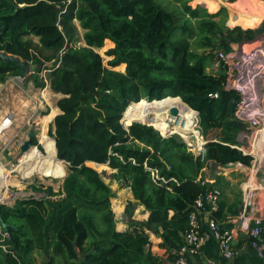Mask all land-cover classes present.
<instances>
[{
    "label": "trees",
    "instance_id": "obj_1",
    "mask_svg": "<svg viewBox=\"0 0 264 264\" xmlns=\"http://www.w3.org/2000/svg\"><path fill=\"white\" fill-rule=\"evenodd\" d=\"M190 1L0 0V52L34 65L22 80L24 86H47L62 95L57 102L61 114L49 130L54 141H42L44 153L34 148L35 152L45 163L53 148L58 160L68 165L59 191L32 184L28 188L42 197L1 206L3 221L14 228L5 239L0 234V264H34L35 251L47 255L43 264L174 263L195 199L219 189L220 181L203 186L196 182L203 163L176 135L161 137L152 126L123 123L151 122L166 136L173 131L165 123L194 126V110L206 141L205 159L249 165L250 158L231 147L243 126L233 118L236 94L224 88L225 68L216 73L207 68L214 50L228 53L230 43L249 41L254 35L216 21L224 11L210 14L220 8L217 4L199 2L206 10L192 8ZM39 61L44 66H38ZM19 74L17 66L0 60V85ZM214 93L218 97L210 98ZM166 97L188 114H163L161 122L137 114L121 122L130 104L150 105ZM88 163L106 166L121 186L129 183L133 200L124 208L127 230L116 228L114 192L104 172ZM58 170L55 162L46 168ZM136 205L146 219H133ZM221 212L222 203L213 215L222 216ZM149 235L160 239L162 256L150 251ZM245 239L248 252L239 254V241L230 264H264Z\"/></svg>",
    "mask_w": 264,
    "mask_h": 264
},
{
    "label": "built area",
    "instance_id": "obj_2",
    "mask_svg": "<svg viewBox=\"0 0 264 264\" xmlns=\"http://www.w3.org/2000/svg\"><path fill=\"white\" fill-rule=\"evenodd\" d=\"M248 46L243 44L237 51L228 53L220 49L214 50L213 60L207 68L212 73L225 68L224 88L236 94L233 118L243 126L236 133L235 143L231 147L250 158L248 166L229 163L221 167L223 173L232 167L245 171L241 182V204L245 213L231 220L234 226L230 229H224L213 217L208 219V227L217 242L219 254L226 261H231L235 256L233 240L241 233L249 239L251 249L264 262V23L262 35ZM45 72L43 70L40 73L41 77ZM217 97V93L210 95V98ZM198 122H194L193 130L185 134L186 138L178 136L188 152L203 163L196 179L203 186L212 183L208 178L211 163L205 159L206 141L200 133ZM10 126L11 121L3 130ZM159 134L165 136L160 132ZM23 142H17V150H20ZM219 200L220 191L217 188L207 190L195 199L188 215V230L182 236V245L175 251L173 264H192L190 257L200 254L206 238L202 233L199 213L205 212L206 208L217 211ZM238 219H242V223L237 229L235 224ZM2 236L4 239L8 237L7 234ZM2 248L7 249L6 246Z\"/></svg>",
    "mask_w": 264,
    "mask_h": 264
},
{
    "label": "crops",
    "instance_id": "obj_3",
    "mask_svg": "<svg viewBox=\"0 0 264 264\" xmlns=\"http://www.w3.org/2000/svg\"><path fill=\"white\" fill-rule=\"evenodd\" d=\"M237 1H239V0H235L234 2H231L229 4H235V2H237ZM203 2H205L206 5H210L211 2L216 3L217 5L221 6V8H223L225 6L226 7V16H227L226 21L228 23V26L232 27L231 29L238 27L242 30L245 29L244 31H246V30L251 31L252 29L256 28V26H258L255 24H258V21L261 18V15L254 14L253 10H255L259 13H262V14L264 13V0H256L257 9L253 8L252 11H244L248 15L242 14L236 8H232V7L228 8V5L226 3H221L219 0H207V1H203ZM254 3H255V1H254ZM202 7H203V5H202ZM245 7H246V5H244V9H245ZM213 14H215V13H213ZM261 20L264 21V19H261ZM263 23H262V25H263ZM246 25L250 26L251 28H242L243 26H246ZM81 34H82V31H81ZM256 39L257 38H253L249 41H243L241 43H242V45L244 44L245 46H248L253 41H255ZM33 40L37 41V38H34ZM49 64H51V63H48L47 65H49ZM47 65H46V67H47ZM40 77H41V75H40ZM11 78H14V77H9L7 80L9 81V79H11ZM7 80L5 82H7ZM29 84H31V86H32V90L27 88L29 95L26 94L27 92L22 93V95H26L28 97V99H30V101H31L30 107H25V109H22L25 111L28 110V112L26 113V120H27L26 126L33 127V124H36V123H38L39 125L41 124L40 127H41L42 131H41V135L39 137V142L42 144H43V142L50 144V142H52L53 139H51L50 137H47L46 134L50 135V132L48 130L49 126H52V122H53V119L55 118V116L61 114V111L57 107V102L62 97V95L61 94H55V93L51 92L47 86H45L44 88H40V87L35 86L33 83H29ZM2 88H3V90L7 91L11 88V86L9 84H6V85L2 86ZM26 101H27V99L24 100L23 103L26 104ZM132 104H135V103H132ZM132 104H130V105H132ZM177 104H178V102H177ZM15 109H16V107L14 109H10V110L5 111L6 113H8L10 115V118H11L10 121L11 122H15V120L17 119L16 118L17 114L15 115L12 112ZM10 112H11V114H10ZM8 114L6 116H8ZM38 115H42L41 116L42 118H39ZM4 118H2V116H1L0 121H2V119H4ZM29 123H31L32 126H30ZM164 125L166 127L167 125L169 126L170 124L165 123ZM186 126H188V125H186ZM190 127H191L190 129H192V126H190ZM11 129L6 131L5 134L10 133ZM30 130H27L28 133ZM19 134L23 135V133H19ZM19 134L17 135V133H16V135L13 134V136H9V139L7 141L4 140L6 142L4 144V146H7V145L11 146V149L13 146L14 147L13 150L15 151V147L17 146V142L20 140L25 141V139H20L21 137L19 136ZM3 139H1V141ZM36 142H37V140H36ZM19 152H20V150L16 149V151L14 153L16 155ZM55 152L56 151L53 148L48 149V152L46 153V157H45L46 165H48L51 162H55L57 160L55 158ZM10 161L11 162H9L8 160H6L4 157H2L0 155V164L3 165V167H5V169L1 172L2 173L6 172V174L3 173V176H4V189H5V192L7 193V195L2 199L3 201H7L11 196L9 193V189H8L9 186H14V185L18 184V181L16 180V178L12 176V174H14V173L18 174L21 179H29L34 175H39V176H42L45 178H53V179H60L63 177V174L59 170H58V172L53 173V172H48L46 170L42 171V170L36 168L31 163V160L25 154L22 156V159L20 160V162L16 166H13L12 160H10ZM91 164H94V163H88V165H91ZM94 165L102 167L103 170H105V169L108 170V168L106 166H101V165H97V164H94ZM103 172H107V171H103ZM229 174H231V172H229L227 174H222L221 176H218V178H217V180L219 179V181H220V183L218 185V188H219L218 190L220 191V200H219L218 210L217 211H210L209 208H206L205 212L199 213L200 220H201L202 233L205 236L206 240H205L203 247L201 248L200 254L197 257H195L196 262L198 264H230L229 261H226L225 259H223L221 257V255L219 254L217 242L213 238V236L211 235V232L209 231V227H208V219L210 217L215 218L222 225H226V226L231 225V227H232L234 225H232L231 220L233 218H235L237 215H240V214H238L237 209L240 207L241 199H242V197H241V182H240V193H237V191H235L234 193L233 192L231 193L230 191L227 192L224 189H222L224 184H230L229 182L234 181V179H232L230 177L231 175H229ZM39 182L40 181H38L37 183L42 184L45 187L50 186V185L46 186V185H44V183H39ZM32 184L33 183H28V184H26L27 186H23L22 188L24 190H27V189H29L28 187ZM29 191L34 193L31 189H29ZM0 198H1V196H0ZM18 199H20V198H18ZM132 200L133 199H132V195H131V192L129 189V183H126V185L121 186L120 183L118 182V184L116 185L114 197L111 199V208H112V210L115 214V218L117 220L116 228L118 231H125L128 229V224H127L128 220L123 218L124 217L123 213H124V208H125L126 203L128 201H132ZM14 203H13V205H14ZM112 203L115 205L112 206ZM221 203H222V212H221L222 216L216 217L213 215V213H217L219 211ZM4 205L7 207L13 206V205L11 206V205H6V204H4ZM146 217H147V214L143 213V208L141 206L136 205L134 207V211H133V219L138 221V219H146ZM149 238H150V243H151L150 247H149L150 251L157 256H162L164 254V250H162L161 248L158 247V244L160 243V239L156 238L153 235H149ZM239 241H243L242 242L243 249L246 248L245 247V241H246L245 235L241 234V233H239L236 236V238L233 240V245H232L233 248ZM32 259L34 261L33 262L34 264H43L44 261L47 260V255L45 253L35 251L32 255Z\"/></svg>",
    "mask_w": 264,
    "mask_h": 264
},
{
    "label": "rangeland",
    "instance_id": "obj_4",
    "mask_svg": "<svg viewBox=\"0 0 264 264\" xmlns=\"http://www.w3.org/2000/svg\"><path fill=\"white\" fill-rule=\"evenodd\" d=\"M162 1H165V0H162ZM203 1H207V0H191L189 2V5L192 8H195L196 6H202V4L199 2H203ZM254 1H255V3H254ZM212 4H216V3L211 2L210 5H212ZM244 5H246L245 9H244ZM203 8L206 9L205 7H203ZM228 8H230V7H228ZM235 8L238 11H240L242 14L248 15L244 11H252L253 8L257 9L256 0H239L235 3ZM221 9H224L225 11H223L215 20L216 21H223L225 26L228 29H231L232 27L228 26V23L226 21L227 16H226V7L225 6L223 8L220 7L214 13L219 12ZM208 13H210V12H208ZM253 13L261 15V18L258 21V24H256L258 26H256V27L261 26L262 23L264 22L261 20V19H264V13L262 15V13H259L255 10H253ZM210 14H213V13H210ZM75 23H76V25H78L77 21ZM243 30H245V29H243ZM78 31H79V35H81L82 30L79 29ZM81 43L82 42L80 41V44ZM106 49L107 48L105 47L104 49H102L100 51L98 50V51H99V53H102L101 55H103ZM105 60L107 61V58H105ZM34 68H35L34 65H32V71L34 70ZM6 84H9L11 86V88L7 91L3 90V88H2V86L6 85ZM27 88L32 90L31 84H29L28 86H24L22 83V80L19 77L11 78V79H9V81L7 80V82H4L3 84L0 85V117L2 116V118H4L8 114L5 112L6 110L14 109L16 107V109L13 110L12 112L15 115L17 114V117H16L17 119L15 120V122H11L10 128H8L7 130H3L0 134V155L2 157H4L6 160H8L9 162H11L10 160H12L13 166L18 165V163L22 159V156L24 155L21 152H19L15 155L14 152L16 151V147H15V151H14L13 146H12V149H11V146H8V145L4 146V144L6 143L4 140L7 141L9 139V136H13V134L16 135V133H17V135H18L19 133H23V135L19 134V136L21 137L20 139H27V136H28L27 130L31 129L30 131H33L34 133H36V140H37L36 144L38 146V150L41 149V152L44 153V149H42V146L39 142V137H40L41 131H42V129L40 127L41 124L40 125L38 123L33 124V127L26 126V121H27L26 120V113L28 112V110L25 111L22 109H25V107H30L31 101H30V99H28V97L26 95H22V93L27 92L26 94L29 95ZM26 99H27V101L25 104V103H23V101ZM140 104H142V105H140ZM176 105H177V101L176 100L174 101L173 99H166V100H163L160 102H155L153 104H150V106H156L155 107V108H157L156 111H160V112L154 114V113H148L147 109L143 108V107L148 108L149 107L148 104H146L144 102H140V103H136L133 106L129 105V107L126 109V112L124 113V116L142 114L147 118L148 114H154V116L156 117L155 120H157L158 122H161L162 115L164 114L165 118L170 117L169 116V113H170L169 110H170V108H174ZM161 107H164V108L162 109ZM176 111H178V110H176ZM10 114H11V112H10ZM178 114H182L181 111L177 112V115ZM38 116H39V118H42L41 117L42 115H38ZM192 117H190V118L194 122L199 121L197 115L195 116V119ZM7 118L11 119L9 114L4 119H2V121H0V123L3 122V120H5V119L7 120ZM179 123L181 125L176 123V125L173 127L172 126L169 127L168 125L166 127H169L168 129H171L173 131L172 135H176L179 139H180V136H178V134L182 135L184 138H186L185 134H187L188 132H191L193 129V126H192V129H190L191 128L190 124H184L182 122H179ZM29 125L32 126L31 123H29ZM186 125H188V126H186ZM10 129H11L10 133L5 134V132L10 130ZM48 130H50V126H49ZM46 135H47V137L52 138L51 135H48V134H46ZM1 139H3V140L1 141ZM89 166H91L92 168H94L98 172L103 173V171H107V172H104V174H102V176L104 178V181L106 183L110 184L112 191L115 193V189H116V185L118 184V181L116 182L112 178V176H111L112 172L109 169L103 170L102 167L96 166L94 164H91ZM67 167H68V165L63 163L64 176L60 179L45 178V177H42L39 175H34L29 179H21L18 174H16V173L12 174V176L15 177L16 180L18 181V184L14 185V186H9L8 189H9V193H10L11 197L7 201H4L3 203L4 204L8 203L9 205L12 206L14 201H16L18 198H25V197L27 198L30 196H32L34 198H39V197L43 196L41 194L32 193L31 191H29V189L24 190L22 187L27 186L26 184H28V183H33L36 185H42V184L37 183L38 181H40L39 183H44V185H46V186L50 185L49 187H52L54 192L59 191V189H61V187H62L63 179L67 175V171H68ZM229 172H231V174H229V175H231L230 177L232 179H234V181L229 182L230 184H224L222 189H224L227 192L230 191L231 193L232 192L234 193L235 191H237V193H240V182L243 181V176H244L245 171L243 169H237V168L232 167V168H227V170L224 174H227ZM15 198H17V199L15 200ZM114 205L115 204L112 203V206H114Z\"/></svg>",
    "mask_w": 264,
    "mask_h": 264
},
{
    "label": "water",
    "instance_id": "obj_5",
    "mask_svg": "<svg viewBox=\"0 0 264 264\" xmlns=\"http://www.w3.org/2000/svg\"><path fill=\"white\" fill-rule=\"evenodd\" d=\"M235 0H227L228 3H231V2H234ZM202 7V6H201ZM252 31V34L254 35V38H258L262 35L263 33V25L259 26V27H256L254 29L251 30ZM242 45V43H230V49L231 51H237L240 46ZM0 60L4 61L5 63H12L14 64L15 66H17L19 69H20V74H19V78L21 80H23L24 78H26L27 76H29L31 73H32V66H30L29 63L27 62H24L22 61L20 58L18 57H15V56H12V55H9L5 52H0ZM61 65V64H60ZM38 66H44L43 62L42 61H39L38 63ZM62 66V65H61ZM48 68H51L52 65L49 64L47 65ZM167 98H172V97H167ZM167 98H164L160 101H163ZM175 98H179V97H175ZM180 99V98H179ZM181 100V99H180ZM160 101H157V102H160ZM155 101H151L149 103H153ZM183 103V102H182ZM184 104V103H183ZM186 105V104H185ZM187 106V105H186ZM188 107V106H187ZM189 108V107H188ZM190 109V108H189ZM192 110V109H190ZM170 113H169V116L170 117H175L177 115V111L175 108H170ZM193 111V110H192ZM197 116H198V112L196 111H193ZM124 114V113H123ZM122 118H123V115H122ZM149 119H152V118H149ZM122 120V119H121ZM132 123H140V124H143V125H147V126H152L155 130L159 131L158 129H156L154 127L153 124L151 123H148V122H138V121H134ZM132 123L128 124V125H124L125 127H129ZM160 132V131H159ZM169 135H166L164 137H168ZM53 139V138H51ZM33 140H36V134L33 132V131H29L28 133V136H27V139H25V141L23 142V144L21 145L20 147V152L25 154L27 151H29L31 148H36L38 149L37 146H34L33 145ZM54 141V139H53ZM40 151V150H39ZM41 152V151H40ZM55 158L58 160L57 156H56V152H55ZM60 161V160H58ZM62 163H64L63 161H61ZM222 164H219V163H216V162H213L209 165V173H208V178L210 181L215 182L218 178V176H221L223 174V170H222ZM17 198H15L16 200ZM15 202V201H14ZM6 205H9L8 203H5ZM4 205L3 202H0V209H1V206ZM237 212L238 214H244L245 211L243 210V206L242 204L240 205V207L237 209ZM241 223H242V219H238L237 220V223L235 224L236 228L238 229L240 226H241ZM9 228H14L11 224L9 223H6L3 221L2 219V216H1V212H0V234H7L8 233V229ZM247 248H244L243 250H241L239 252V254H244V253H247ZM190 261L192 262V264H198L196 262V258L191 256L190 257Z\"/></svg>",
    "mask_w": 264,
    "mask_h": 264
},
{
    "label": "bare ground",
    "instance_id": "obj_6",
    "mask_svg": "<svg viewBox=\"0 0 264 264\" xmlns=\"http://www.w3.org/2000/svg\"><path fill=\"white\" fill-rule=\"evenodd\" d=\"M226 4L228 5V7H232V8H235V4H229L227 1H226ZM217 7H221V6H219V5H217ZM263 15V14H262ZM263 17V16H262ZM256 25V24H255ZM255 27V26H254ZM242 28H251L250 26H243ZM136 104V103H135ZM135 104H132L131 106H133V105H135ZM140 105H142V104H140ZM178 105V104H177ZM177 105L174 107L176 110H178L177 112H179V111H181V113L182 114H185V115H187L188 113H186L185 112V110L184 109H180V108H177ZM137 106V105H136ZM135 107V106H134ZM156 106H150L149 105V107L147 108V107H143L144 109L146 108L147 109V111H148V113H154V114H156V113H158V112H160V111H156V109L157 108H155ZM162 109L164 108V107H161ZM138 110V109H137ZM161 110V109H160ZM125 112H126V110H125ZM124 112V113H125ZM154 114H148L147 115V119L148 120H154V119H156V117L154 116ZM193 116V117H192ZM195 116H196V114H191L190 115V117H192V118H194L195 119ZM123 117H124V114H123ZM125 117H127V116H125ZM149 118H152V119H149ZM170 118V117H169ZM6 120V119H5ZM5 120H3V122H1L0 123V132H2V130L4 129V128H6L7 127V124H9L10 123V120L9 119H7L6 121ZM166 120H168V119H166ZM122 123H123V118H122ZM132 123V122H131ZM148 123H151V122H148ZM175 123H177V124H179L180 125V123L179 122H175ZM124 124V123H123ZM130 124V123H129ZM151 124H153V123H151ZM169 127L170 126H172L171 125V123L169 122ZM125 125V124H124ZM154 125V124H153ZM154 127H155V125H154ZM169 127H166L167 129L169 128ZM173 127V126H172ZM156 128V127H155ZM157 129V128H156ZM177 129V128H176ZM179 129V128H178ZM170 130V129H169ZM161 133V132H160ZM162 134V133H161ZM163 135V134H162ZM169 135V134H168ZM46 144H48V143H46ZM42 146V145H41ZM43 148V147H42ZM25 155L31 160V163L36 167V168H38V169H40V170H46V168H47V165H46V163H43L42 162V160H41V158L40 157H38L37 156V154H36V152H35V150H34V148H31L29 151H27L26 153H25ZM55 163L57 164V166H58V168L60 169V172L63 174V176H64V168H63V163L61 162V161H58V160H56L55 161ZM5 169V167H3V165H1L0 164V196H1V198H0V202H4L2 199L7 195V193L5 192V189H4V176H3V173H5L6 174V172H1V171H3ZM20 172V171H19ZM31 177V176H30ZM11 197V196H10ZM14 197V196H13Z\"/></svg>",
    "mask_w": 264,
    "mask_h": 264
},
{
    "label": "clouds",
    "instance_id": "obj_7",
    "mask_svg": "<svg viewBox=\"0 0 264 264\" xmlns=\"http://www.w3.org/2000/svg\"><path fill=\"white\" fill-rule=\"evenodd\" d=\"M31 70H32V68H31ZM32 72H33V71H32ZM166 98H167V97H166ZM154 101H155V100H154ZM159 101H160V100H159ZM127 108H128V107H127ZM127 108H126V109H127ZM193 111H194V110H193ZM121 122H122V121H121ZM158 132H159V131H158ZM160 136H161V135H160ZM169 136H172V135H169ZM169 136H168V137H169ZM161 137H162V136H161ZM181 142H182V141H181ZM36 146H37V145H36ZM37 147H38V146H37ZM40 151H41V150H40ZM223 174H224V173H223Z\"/></svg>",
    "mask_w": 264,
    "mask_h": 264
}]
</instances>
